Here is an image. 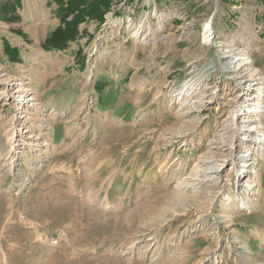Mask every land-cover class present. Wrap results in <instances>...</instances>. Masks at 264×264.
Here are the masks:
<instances>
[{"label":"rangeland","instance_id":"rangeland-1","mask_svg":"<svg viewBox=\"0 0 264 264\" xmlns=\"http://www.w3.org/2000/svg\"><path fill=\"white\" fill-rule=\"evenodd\" d=\"M55 7L0 10V264H264V154L251 155L249 208L224 205L241 196L230 165L203 188L183 181L206 156L234 155L211 146L243 100L239 79L264 81V0H113L102 24L45 49ZM224 50L248 66L228 70ZM196 78L206 101L186 112L175 93ZM19 83L30 111L5 94ZM16 127L25 140L10 151Z\"/></svg>","mask_w":264,"mask_h":264},{"label":"bare ground","instance_id":"bare-ground-1","mask_svg":"<svg viewBox=\"0 0 264 264\" xmlns=\"http://www.w3.org/2000/svg\"><path fill=\"white\" fill-rule=\"evenodd\" d=\"M211 26L212 23L209 19L204 24V41L211 42L213 39L212 35L210 34L212 30ZM137 34L138 31L135 33V35ZM235 53V51L231 50H224L222 53L224 56H230V60L227 64L228 70L230 69L236 71L241 70L243 67L246 68L248 66L247 64L249 63L248 57L245 55L246 53H243L244 56H242L241 53ZM248 75L249 76L247 77L240 78L238 81L239 87L243 91L242 102L238 104V108L232 112V114L230 113V117H228L229 120L224 125L223 132L217 135L218 137L213 138L214 144L211 146L212 150L215 149L217 147L216 141L219 138L222 140L223 149L230 154L233 152L234 155L233 153V156L225 154L219 158L214 154H210L209 156H206L200 160V162L196 164L194 168H192L190 172L191 178H184L183 180L186 182L188 180L190 181V179H193L191 183L186 184L196 188H201L204 185L221 181L223 178L221 176L223 168L227 165L232 166V168L236 171V183L238 191L241 192V196L233 197L230 194L227 195L224 198V205L227 206L231 202H235L237 205V210L249 208L252 195L257 191L254 189L253 179L250 177V173H255L254 163L252 164L250 159L255 155L256 152L264 154V127L261 119L262 114L264 113V81H260V79L263 80V77L253 78L255 74ZM200 82L201 81L198 78L186 80L181 85L180 89L175 93V99L178 100L179 104L186 112L192 109H198L206 101V86L202 88L200 86L202 85ZM255 85H257V87H254ZM200 87L202 89H200ZM11 89V87L7 86L5 94L12 99L14 98L13 101L15 107H21L30 111L31 108L29 107L33 108L35 105H37V103L34 101L35 99L26 93V89L22 83H19L15 86L13 93ZM23 132H25V130H23V128L21 129V127H16L15 129L13 128L11 130L7 138V144L10 151L17 150V148L23 145L20 142L25 140L22 134ZM27 137H30L27 141L28 147L37 148L41 144L40 132L35 133L33 131H28ZM238 147L240 150L237 152ZM247 174L248 177L245 181H243L244 179L240 180V178L245 177ZM225 181L229 182L230 178L226 177Z\"/></svg>","mask_w":264,"mask_h":264},{"label":"trees","instance_id":"trees-1","mask_svg":"<svg viewBox=\"0 0 264 264\" xmlns=\"http://www.w3.org/2000/svg\"><path fill=\"white\" fill-rule=\"evenodd\" d=\"M21 0H11L7 5L0 7L3 12L7 7L16 9ZM56 7L54 15L58 25L45 38L42 46L45 49H64L69 41L74 40L80 33V25L89 20L102 24L105 15L110 11L113 0H52ZM5 53L10 60L17 58L16 49L9 44L4 46Z\"/></svg>","mask_w":264,"mask_h":264},{"label":"crops","instance_id":"crops-1","mask_svg":"<svg viewBox=\"0 0 264 264\" xmlns=\"http://www.w3.org/2000/svg\"><path fill=\"white\" fill-rule=\"evenodd\" d=\"M260 11H261V9L259 8V7H257V9H255L254 10V12H253V14H258V15H260V14H264V13H260ZM263 23V22H262ZM257 30V29H256ZM255 29L253 30V32H255L256 31ZM253 34V33H252Z\"/></svg>","mask_w":264,"mask_h":264}]
</instances>
